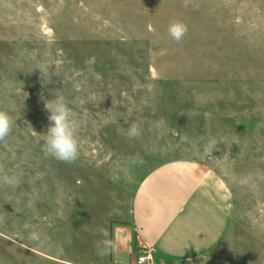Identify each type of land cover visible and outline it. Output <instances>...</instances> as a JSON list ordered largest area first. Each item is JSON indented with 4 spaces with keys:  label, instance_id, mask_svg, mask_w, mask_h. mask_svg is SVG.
I'll list each match as a JSON object with an SVG mask.
<instances>
[{
    "label": "rangeland",
    "instance_id": "obj_1",
    "mask_svg": "<svg viewBox=\"0 0 264 264\" xmlns=\"http://www.w3.org/2000/svg\"><path fill=\"white\" fill-rule=\"evenodd\" d=\"M59 97L79 124L71 164L42 151ZM0 109L14 121L0 141V264H110L101 229L127 248L126 233L137 257L133 193L172 160L228 192L216 252L264 264V0H0Z\"/></svg>",
    "mask_w": 264,
    "mask_h": 264
},
{
    "label": "crops",
    "instance_id": "obj_2",
    "mask_svg": "<svg viewBox=\"0 0 264 264\" xmlns=\"http://www.w3.org/2000/svg\"><path fill=\"white\" fill-rule=\"evenodd\" d=\"M229 219L222 180L193 160L150 168L139 179L130 207V229L140 246L149 248L151 264H233L215 250ZM124 240L129 242L126 233ZM128 242L127 248L115 242L110 264H139Z\"/></svg>",
    "mask_w": 264,
    "mask_h": 264
},
{
    "label": "clouds",
    "instance_id": "obj_3",
    "mask_svg": "<svg viewBox=\"0 0 264 264\" xmlns=\"http://www.w3.org/2000/svg\"><path fill=\"white\" fill-rule=\"evenodd\" d=\"M188 31L187 24L182 20H175L168 26L170 37L179 42ZM46 108L50 111V126L45 135V143L42 151L46 156L52 157L64 163H74L80 155L79 124L73 117L72 109L69 107L68 101L63 97L57 98L53 104H46ZM13 117L7 110L0 109V141H3L12 131ZM140 129L136 124H132L128 131L129 139L138 138ZM212 146L209 145L206 151H211ZM6 179V178H5ZM100 239L96 242V254L103 258L111 254L114 248L113 241L109 238V234L103 229L99 232ZM34 241L39 240L36 233L31 235Z\"/></svg>",
    "mask_w": 264,
    "mask_h": 264
},
{
    "label": "built area",
    "instance_id": "obj_4",
    "mask_svg": "<svg viewBox=\"0 0 264 264\" xmlns=\"http://www.w3.org/2000/svg\"><path fill=\"white\" fill-rule=\"evenodd\" d=\"M136 261L139 264H151L152 255L148 247L140 246V253L136 257Z\"/></svg>",
    "mask_w": 264,
    "mask_h": 264
}]
</instances>
